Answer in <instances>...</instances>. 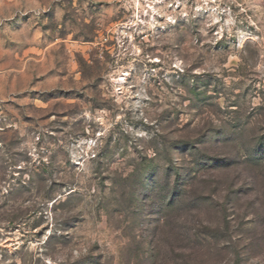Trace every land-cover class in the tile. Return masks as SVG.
Here are the masks:
<instances>
[{
    "label": "rangeland",
    "instance_id": "374dc122",
    "mask_svg": "<svg viewBox=\"0 0 264 264\" xmlns=\"http://www.w3.org/2000/svg\"><path fill=\"white\" fill-rule=\"evenodd\" d=\"M194 2L0 0V264H264V0Z\"/></svg>",
    "mask_w": 264,
    "mask_h": 264
},
{
    "label": "built area",
    "instance_id": "2783aa9c",
    "mask_svg": "<svg viewBox=\"0 0 264 264\" xmlns=\"http://www.w3.org/2000/svg\"><path fill=\"white\" fill-rule=\"evenodd\" d=\"M124 13L120 21L124 27H146L160 22L177 21L168 12L181 11L194 0H116Z\"/></svg>",
    "mask_w": 264,
    "mask_h": 264
}]
</instances>
